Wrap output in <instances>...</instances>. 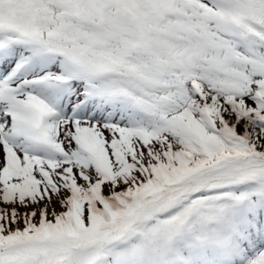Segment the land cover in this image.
<instances>
[{
  "label": "snow or ice",
  "instance_id": "1",
  "mask_svg": "<svg viewBox=\"0 0 264 264\" xmlns=\"http://www.w3.org/2000/svg\"><path fill=\"white\" fill-rule=\"evenodd\" d=\"M0 264H264V0H0Z\"/></svg>",
  "mask_w": 264,
  "mask_h": 264
}]
</instances>
